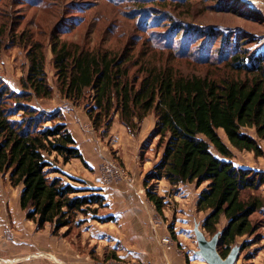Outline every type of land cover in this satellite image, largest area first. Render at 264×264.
I'll return each mask as SVG.
<instances>
[{
	"label": "trees",
	"instance_id": "16d2710c",
	"mask_svg": "<svg viewBox=\"0 0 264 264\" xmlns=\"http://www.w3.org/2000/svg\"><path fill=\"white\" fill-rule=\"evenodd\" d=\"M136 1L148 6L170 0ZM50 45L60 94L75 103L92 101L86 115L95 130L109 128L117 116L133 134L153 116L155 124L146 141L156 140L161 156L144 175L142 187L160 217L165 202L157 184L165 181L177 188L194 183L196 188L204 186L195 203L198 213H206L201 229L207 239L220 232L217 251L222 258L238 238L256 233L252 217L264 208L258 194L264 174L237 167L231 159L232 149L256 158L263 154L257 140L243 130H254L264 142V52L250 53L240 50L239 42H227L220 51L200 50L201 59L204 54L217 55V62L197 63L213 71L183 75L170 61L155 63L133 47L116 52L78 49L57 37ZM26 56L29 67L21 93L14 94L0 81V174L8 175L11 187H21L19 207L25 219L38 231L52 226L56 236L71 227L77 214L95 213L105 199L100 190L78 189L56 176L64 175L56 167L59 159L64 165L78 160L88 166L64 115L29 105L32 98L49 99L52 89L40 45H30ZM222 219L226 223L219 229ZM168 232L176 241L171 225ZM185 262L189 264L186 256Z\"/></svg>",
	"mask_w": 264,
	"mask_h": 264
},
{
	"label": "rangeland",
	"instance_id": "374dc122",
	"mask_svg": "<svg viewBox=\"0 0 264 264\" xmlns=\"http://www.w3.org/2000/svg\"><path fill=\"white\" fill-rule=\"evenodd\" d=\"M147 5L138 4L136 0H0V81L14 94L21 93L20 83L29 67L26 55L30 45L36 43L44 54L52 95L49 99L32 98L29 105L63 115L74 110L82 116L86 115V107L91 106L92 101L82 99L75 103L60 94L52 64V37L86 50L116 52L133 47L135 53H144L155 63L170 61L183 75H205L208 70L213 71V67L197 63L206 59L217 62V55L204 54L201 59L200 50H206L207 54L220 51L227 42H239L240 50L250 53L264 52V0H170ZM181 54L185 56L180 57ZM88 128L77 132L89 133L101 145L99 172L103 174L107 163L118 165L128 174L125 182L133 188L119 194L116 185L124 181L108 180L109 189L99 193L105 199L103 206L95 208V213L77 214L69 229L64 228L53 236L52 226L46 225L38 231L25 219L19 207L21 187H11L8 175L0 174V257L5 261L0 264H47L50 261L55 264L60 261L64 264H154L152 260L136 256L149 244L137 237L133 243L124 224L126 212L120 209L128 204L134 205L135 211L140 213V208L144 212L139 205L147 202L142 181L159 160L161 150L156 147V140L146 141L151 131L147 134L146 123L133 134L119 123L117 116L109 128L102 125L95 130L91 122ZM243 132L257 140L263 154L256 158L252 153L232 149L231 160L237 167L264 174V142L256 138L252 129ZM219 134L225 141L224 135ZM130 163L136 165L134 173L129 170ZM145 166L150 169L146 171ZM56 176L64 183L85 189L80 179L73 178L79 181L76 183L65 174ZM156 191L164 198L161 218L167 225V235L170 236L169 225L175 233L176 241L170 236L173 246L188 258L189 264H204L193 254L197 250L193 223L197 221L202 225L206 215L195 209L198 188L194 183L171 188L161 182ZM258 194L264 198V187ZM252 222L258 229L253 236L236 240L238 245L245 243V248L240 250L235 264H264V208L252 217ZM225 223L222 219L219 229ZM135 232L140 234L141 230ZM42 257L50 261L34 260Z\"/></svg>",
	"mask_w": 264,
	"mask_h": 264
},
{
	"label": "crops",
	"instance_id": "0c3cea01",
	"mask_svg": "<svg viewBox=\"0 0 264 264\" xmlns=\"http://www.w3.org/2000/svg\"><path fill=\"white\" fill-rule=\"evenodd\" d=\"M67 113H65L64 115L65 124L67 126L68 131L71 133L73 139L75 140L76 146L79 149L80 153L82 154L85 163L89 167L88 168L89 170L84 168L78 160H71L69 163L64 165L59 159L58 168L62 171L63 174L70 176L72 178H76L78 180L80 179V181L84 183L85 189H96V190H100L101 193L106 192L109 189L108 187L109 184L107 182L108 180H106L103 177V175L99 172V167L102 161L100 158L101 145L97 143L95 140H93L92 136H90L89 133L77 132L80 131L81 128L82 131L88 130L90 128V127L88 128V126H90V122L85 114H82L81 116L76 111L74 112V110L69 111ZM145 123L147 124L146 132L148 134L150 130L152 131L155 124L153 116L147 117L146 120L143 121L142 125ZM92 134L95 136L94 133ZM76 135L78 137H76ZM82 139L84 141H81ZM122 162L124 163L126 168H128L125 161ZM74 164H76L77 166H75ZM73 166L75 167V170L72 169ZM149 169H146V171ZM129 170L134 173L136 170V165L130 163ZM161 182H165V181H161ZM118 184L119 185L118 186L116 185V187L119 188L117 190H120L119 194L121 193L124 194L125 192L131 191V189L129 188H133V185H130L125 181ZM203 187L204 186L198 188L199 192ZM127 188L128 190L126 191ZM139 205L141 206V208L144 209L143 212L139 208L141 214L135 211L134 205L126 204L124 205V207L120 209L122 213L126 212V215L124 216L126 218L124 220V224L126 225V230L133 239L132 240L133 243H135V237H137L140 239V241H143L145 244H149L143 247L144 253L143 252L142 254L137 253L136 256L144 260H152L154 264H186L185 255H183L181 252L176 250L175 249L176 247L174 246H173L174 248L172 247V249L169 252L166 253L163 252L164 256L162 255L160 240L163 237L168 236L166 230L167 225L164 224L163 219L156 213L154 207L149 202ZM164 216L165 218L167 217L165 213ZM137 230H141V233L137 234L135 232ZM3 255L8 256L6 254ZM50 256H52L54 259L55 255H50ZM3 258L4 257L2 258L0 257V261L4 263L5 261L3 260ZM55 258L58 259L56 256ZM40 259L50 261L48 258L45 259L43 257L39 259L34 258L35 261H40ZM47 264H55V263L50 261L49 263L47 262ZM59 264H64V263L60 261Z\"/></svg>",
	"mask_w": 264,
	"mask_h": 264
},
{
	"label": "water",
	"instance_id": "95a60500",
	"mask_svg": "<svg viewBox=\"0 0 264 264\" xmlns=\"http://www.w3.org/2000/svg\"><path fill=\"white\" fill-rule=\"evenodd\" d=\"M192 233L196 242L197 250L193 254L200 258L204 264H235L238 260L241 245L231 247L225 258H222L217 251L220 232L215 233L210 239H207L201 229V224L194 221Z\"/></svg>",
	"mask_w": 264,
	"mask_h": 264
},
{
	"label": "built area",
	"instance_id": "2783aa9c",
	"mask_svg": "<svg viewBox=\"0 0 264 264\" xmlns=\"http://www.w3.org/2000/svg\"><path fill=\"white\" fill-rule=\"evenodd\" d=\"M102 175L106 180L120 179L122 181H127L128 179V174L125 172V170L112 163H107L104 165ZM160 246L164 253L169 252L173 247V242L172 239H170V236L163 237L160 240Z\"/></svg>",
	"mask_w": 264,
	"mask_h": 264
},
{
	"label": "bare ground",
	"instance_id": "6f19581e",
	"mask_svg": "<svg viewBox=\"0 0 264 264\" xmlns=\"http://www.w3.org/2000/svg\"><path fill=\"white\" fill-rule=\"evenodd\" d=\"M223 135V134H222Z\"/></svg>",
	"mask_w": 264,
	"mask_h": 264
}]
</instances>
